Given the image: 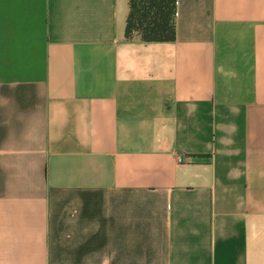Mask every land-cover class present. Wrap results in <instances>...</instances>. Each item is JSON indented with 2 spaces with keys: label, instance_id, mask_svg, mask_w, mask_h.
I'll return each mask as SVG.
<instances>
[{
  "label": "crops",
  "instance_id": "obj_1",
  "mask_svg": "<svg viewBox=\"0 0 264 264\" xmlns=\"http://www.w3.org/2000/svg\"><path fill=\"white\" fill-rule=\"evenodd\" d=\"M128 13L0 0V264H264V0Z\"/></svg>",
  "mask_w": 264,
  "mask_h": 264
},
{
  "label": "trees",
  "instance_id": "obj_2",
  "mask_svg": "<svg viewBox=\"0 0 264 264\" xmlns=\"http://www.w3.org/2000/svg\"><path fill=\"white\" fill-rule=\"evenodd\" d=\"M177 0H129L126 38L172 41L176 38Z\"/></svg>",
  "mask_w": 264,
  "mask_h": 264
},
{
  "label": "built area",
  "instance_id": "obj_3",
  "mask_svg": "<svg viewBox=\"0 0 264 264\" xmlns=\"http://www.w3.org/2000/svg\"><path fill=\"white\" fill-rule=\"evenodd\" d=\"M178 160H180V157H179V159Z\"/></svg>",
  "mask_w": 264,
  "mask_h": 264
}]
</instances>
